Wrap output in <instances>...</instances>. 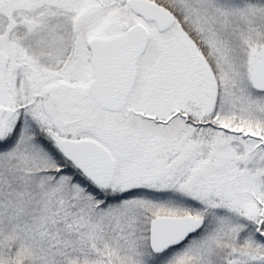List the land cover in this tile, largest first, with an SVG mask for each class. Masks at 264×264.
<instances>
[{
  "label": "snow or ice",
  "instance_id": "6c2138e0",
  "mask_svg": "<svg viewBox=\"0 0 264 264\" xmlns=\"http://www.w3.org/2000/svg\"><path fill=\"white\" fill-rule=\"evenodd\" d=\"M0 264H264V0H0Z\"/></svg>",
  "mask_w": 264,
  "mask_h": 264
}]
</instances>
